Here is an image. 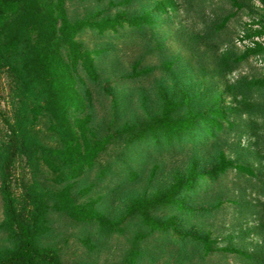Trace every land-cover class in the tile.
Here are the masks:
<instances>
[{"label":"trees","instance_id":"16d2710c","mask_svg":"<svg viewBox=\"0 0 264 264\" xmlns=\"http://www.w3.org/2000/svg\"><path fill=\"white\" fill-rule=\"evenodd\" d=\"M70 1L0 0V70L11 74L21 93L16 116L13 120L4 118L7 131L0 145L4 213L0 220V264H65L59 248L44 242L54 229L56 217L92 228L81 240L91 254L122 232L126 219L134 220L138 228L119 264H140L144 242L156 232L166 233L175 227L177 215L194 189L201 173L196 154L197 129L201 126L210 127L216 152L215 166L204 172L218 181L214 211L228 205L236 214V225L244 218L258 219L250 229L239 228L238 243H245V236L253 233L260 241L250 249L223 247L220 258L231 253L238 264H264V154L248 149L244 156L237 150L244 134L257 135L259 125L255 119L264 116V100H258L255 92L261 90L259 95L264 97V80L241 75L219 90V83L244 60L263 52L264 45L255 42L238 54L232 47L230 31L236 12L217 15L222 5L219 2L211 11L215 17L210 19L205 11L213 0H156L151 9L144 7L139 14L125 11L132 9L135 0H117L113 4L125 10L105 17L73 15ZM226 1L241 8L237 0ZM259 1L264 6V0ZM179 11L194 13L191 19L201 18L202 28L175 29ZM156 17L162 18L161 26L170 28L173 41L190 52L202 78L211 82L204 94L192 95L186 89L176 61L167 55L165 42L153 30ZM88 28L95 29L97 35L111 31L121 38L129 31L144 39V46L130 62L132 76L150 77L154 70L149 63L151 53H158L159 67L177 89V95L156 81V107L146 104L144 118L118 128L96 123L95 88L100 84V62L107 49L85 46L80 38ZM124 45L130 48L134 42L125 41ZM226 96L232 97L227 107L222 105ZM208 101L213 102L210 110L202 112L200 106ZM187 142L191 143L192 154L185 175L177 173L170 183L150 194L128 197L117 216L109 217L99 209L100 197L80 201L89 191H76L84 175L95 170L97 179L102 180L110 173L112 164L102 163L110 146L124 147L121 156L127 159L126 181L136 182L142 171L132 160L145 156L138 150L140 144L165 145L183 152ZM226 149H235L239 156L227 157ZM23 158L32 170L33 182L18 198L10 181L15 163ZM154 167L153 173L158 169ZM229 169L236 173L231 186L225 180ZM239 179L246 184H240ZM196 239L201 247L199 263H209L208 254L217 250L210 235Z\"/></svg>","mask_w":264,"mask_h":264},{"label":"rangeland","instance_id":"374dc122","mask_svg":"<svg viewBox=\"0 0 264 264\" xmlns=\"http://www.w3.org/2000/svg\"><path fill=\"white\" fill-rule=\"evenodd\" d=\"M156 0H135L132 9L116 7L113 3L117 0H71V12L73 15L82 17L113 16L116 13L125 10L128 14H139L144 7L152 8ZM241 8L233 6L232 2L226 0H213L206 6L205 13L210 19L215 17L211 11L221 2V8L216 10V14L223 16L229 12H236L230 23V31L233 32L232 47L239 54L246 47L252 46L255 42L264 45V6L259 0H237ZM156 14V11L153 10ZM192 14H183L179 11L175 16V29L185 28L187 31L191 28H202L201 18L191 19ZM211 14V15H210ZM161 17L155 18L156 36L165 42L166 53L178 66L177 73L185 84L187 90L192 95L204 94L210 83L207 82L198 70L190 52L185 51L176 42L173 41L171 30L168 26H161ZM92 20V18H91ZM127 29V28H126ZM260 32L263 35H259ZM81 41L89 49L105 48L106 57L100 62L101 80L96 86V108L95 122L112 125V128L121 127L126 122H133L146 116V104L150 107H156L155 88L156 81L162 83L164 87L177 95V89L164 73L159 65L158 53H151L149 63L154 66L152 74L148 78H138L132 76L130 62L132 57L138 54L140 48L144 46L145 40L133 36L132 32L126 31L125 36L118 38L113 32L108 31L103 35H97L93 28L86 29ZM125 41L134 42V45H124ZM152 45L155 40L150 38ZM156 52V50H154ZM99 57H97L98 59ZM241 75L249 78L264 80V51L250 56L244 60L240 66L226 77L224 82L219 83V90L222 91L226 83H232ZM261 90L255 92L258 100H264L260 94ZM264 91V90H263ZM98 93V95H97ZM21 93L17 85L13 82V77L7 71L0 70V145L6 137L7 126L4 118L13 120L20 108ZM146 101V102H145ZM200 106L202 112L209 111L213 102ZM232 104V97L226 96L222 105L227 107ZM108 119V120H104ZM255 120L258 121L256 136L248 137L243 135L240 139L238 151L243 155L249 149L257 154H264V116ZM210 127L201 126L197 129L196 149L197 156L200 159V175L194 182V189L186 199L185 208L177 215V223L174 228L166 233L156 232L144 242V254L141 257L140 264H200L199 251L201 247L196 241V236L209 234L212 244L216 251L208 254L209 263L206 264H238L233 254L229 253L225 258L221 255L223 247L242 246L250 247L259 242L260 238L254 233L245 236V243L239 241V228L250 229L258 223V219L244 218L235 224L236 214L231 212V207L223 205L216 213L214 211L215 194L218 181H213L204 172L213 169L216 163V152L213 146ZM237 143V139L235 140ZM191 143L187 142L186 151L177 152L167 149V146L160 148L153 144H140L138 150L145 152V156L134 157L132 162L136 168H140L141 176L138 181H126L124 166L127 159L121 156L125 152L121 144H114L106 151L102 158V163H111L110 173L102 180L97 179L96 171L84 175L83 179L76 186V191L88 189V193L80 201H86L89 198H101L99 209L109 217L117 216L128 197L133 195H145L152 193L156 188L170 183L173 177L178 173L185 175L191 158ZM227 157L235 159L239 155L235 149H226ZM246 156V155H244ZM125 158V161L123 160ZM264 162V161H263ZM255 167L259 166L255 160ZM158 169L155 173L154 166ZM225 180L228 186L236 180L234 169H229ZM33 174L27 165L25 158L18 159L11 176V189L19 198L25 195L31 188ZM238 182L245 185L243 179ZM1 185V174H0ZM255 194H253L254 196ZM260 216V214H259ZM4 217L2 199L0 196V220ZM125 229L122 232L114 234L110 240L98 251L90 253L85 244L81 241L83 236L90 232V226H84L73 223L67 219L56 217L54 220V229L51 234L44 239L48 246L59 248L65 264H119L126 251L130 247V241L138 228L134 220L128 218L125 220ZM244 244V245H242ZM188 255V256H185Z\"/></svg>","mask_w":264,"mask_h":264}]
</instances>
